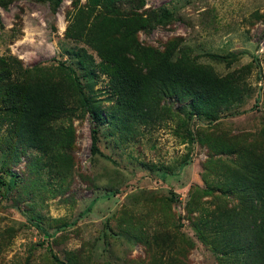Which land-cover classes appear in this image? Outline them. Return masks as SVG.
<instances>
[{
	"label": "rangeland",
	"instance_id": "374dc122",
	"mask_svg": "<svg viewBox=\"0 0 264 264\" xmlns=\"http://www.w3.org/2000/svg\"><path fill=\"white\" fill-rule=\"evenodd\" d=\"M84 3L0 6V57L14 78L66 80L59 124L73 130L49 158L17 142L0 104V178L11 184L0 186V264H239L225 237L249 206L241 178L264 158V0H145L139 12L171 15L139 29L141 44L176 42L174 58L239 89L192 118L188 100L160 95L145 120L116 108L96 51L66 35Z\"/></svg>",
	"mask_w": 264,
	"mask_h": 264
},
{
	"label": "trees",
	"instance_id": "16d2710c",
	"mask_svg": "<svg viewBox=\"0 0 264 264\" xmlns=\"http://www.w3.org/2000/svg\"><path fill=\"white\" fill-rule=\"evenodd\" d=\"M47 1L54 7L62 2ZM7 3L8 0H0V6ZM144 5L145 0H86L75 6L65 30L67 36L83 41L96 51L99 67L109 76L110 88L116 96L115 106L121 113L145 120L158 96L173 95L176 100H188L189 118H192L204 112L203 106L224 104L237 95L238 86L229 75L217 76L202 64L174 58L176 42L168 41L163 49L141 44L137 39L139 29L154 23L165 24L171 15L164 8L139 12ZM64 69L73 72L69 67ZM25 75L14 78L8 60L0 57V104L12 121L11 134L20 145L56 158L72 143V127L59 124L72 93L65 79H30ZM74 83L81 92L77 78ZM97 140V131L92 128V153H99ZM251 164L253 170L241 178L248 191L249 206L238 214L239 219L225 237V244L232 248L234 262L264 264V158L257 156ZM0 186L6 191L11 188L3 178Z\"/></svg>",
	"mask_w": 264,
	"mask_h": 264
}]
</instances>
